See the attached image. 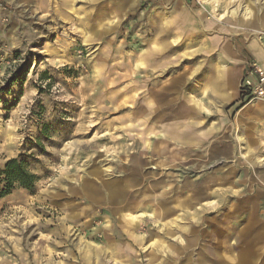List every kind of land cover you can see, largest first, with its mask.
I'll list each match as a JSON object with an SVG mask.
<instances>
[{
	"label": "rangeland",
	"instance_id": "374dc122",
	"mask_svg": "<svg viewBox=\"0 0 264 264\" xmlns=\"http://www.w3.org/2000/svg\"><path fill=\"white\" fill-rule=\"evenodd\" d=\"M263 21L264 0H0V171L38 178L0 200V264L241 255L264 231V101L238 100ZM223 66L235 97L201 96Z\"/></svg>",
	"mask_w": 264,
	"mask_h": 264
},
{
	"label": "bare ground",
	"instance_id": "6f19581e",
	"mask_svg": "<svg viewBox=\"0 0 264 264\" xmlns=\"http://www.w3.org/2000/svg\"><path fill=\"white\" fill-rule=\"evenodd\" d=\"M237 1H239V0H237ZM249 9L250 8H245L244 9V13L245 14H250V12H249L250 10ZM213 12H215V9L213 10ZM249 30L251 32H256V33H258V35H260V33H262L264 31V21H263L262 25H252V27H250ZM240 31H242V30H240ZM261 67L264 68L263 66H261ZM146 148H149L147 144H146ZM106 186L108 188L111 187V186H108V185H106ZM121 192L122 191L119 189L117 193L112 191V193L110 195L112 197L118 199V198L122 197L120 195ZM224 194H227V191H222L221 194H218V193L214 192V193H212L211 197H213V196L216 197V195H217L218 197L220 196V197L223 198V196H225ZM230 195H231V193H230ZM221 206H223V204H220V202L212 204L210 210H212L213 213H218ZM261 206H263V205L259 204V207H261ZM250 207L252 208V206H250ZM127 209L131 210L130 208H127ZM127 209H125V210H127ZM206 209L207 208L203 207L202 210H201L202 213L205 212ZM125 216L129 217V215H127V214ZM257 216H258V218H264V215L262 216L260 214L259 215L257 214ZM143 217H144V213L143 214L141 213L140 215L133 216L132 220L131 219L126 220V222L124 224V229H125L124 232H126L129 235V237L133 238L135 242L139 239V237L135 236L134 232L137 230L138 227L139 228L140 227L141 228L145 227V226H140L138 223H135V222H137V220H140ZM198 225L199 224H196V227ZM262 228L264 229V226ZM255 229H256V226H252L250 228V230L246 229V230L242 231L240 237L243 239V242L245 241V239H246V241H245V245L241 247L242 248V250H241L242 254L241 255H236V256L233 255V251H235L236 248L240 245V238H237V240L233 243V246H231L230 250H228L227 254L226 253L218 254V251L221 250V248L223 247V244L222 243H220V244L216 243L217 245L215 246V250L214 249L212 251L209 250L208 251V255H206L205 252H204L203 255H202L203 257L199 258V263L202 264V262H204V261L206 262L208 260V261H216V263H218V264H264V245H261L263 243V241H264V231H260L258 233H254ZM131 231H133V232H131ZM243 234H245L246 238L242 237ZM203 264H206V263H203Z\"/></svg>",
	"mask_w": 264,
	"mask_h": 264
},
{
	"label": "trees",
	"instance_id": "16d2710c",
	"mask_svg": "<svg viewBox=\"0 0 264 264\" xmlns=\"http://www.w3.org/2000/svg\"><path fill=\"white\" fill-rule=\"evenodd\" d=\"M38 178L29 169V165L19 159H11L0 171V200L12 190L34 191Z\"/></svg>",
	"mask_w": 264,
	"mask_h": 264
},
{
	"label": "crops",
	"instance_id": "0c3cea01",
	"mask_svg": "<svg viewBox=\"0 0 264 264\" xmlns=\"http://www.w3.org/2000/svg\"><path fill=\"white\" fill-rule=\"evenodd\" d=\"M202 17L204 18L205 16L202 15ZM205 22L207 23L208 27H214L216 26V24H212L209 20H205ZM242 30V29H241ZM239 32H243L240 31ZM255 56V60L257 62H259V64L261 66L264 67V53L261 51L255 52L254 53ZM230 68H228L227 66H223V69H217L216 71H213L212 74H210V76L208 77V79L205 81L204 85H203V89H201V96H206L208 92H214V93H218L221 95V99L223 100V102H228L232 99V97H235L236 91L234 93H228L227 94V88H228V83L234 81V77L235 75L233 73H231L229 71ZM238 100H239V96H238ZM209 105H212V101H208L207 102ZM199 106V105H198ZM261 106V105H260ZM203 107V106H202ZM252 106L250 105L249 108H251ZM259 107V105H258ZM201 111H206V108L203 107L201 109ZM205 133H203L204 135ZM244 140L242 139V142ZM148 145V144H147ZM150 147V146H149Z\"/></svg>",
	"mask_w": 264,
	"mask_h": 264
},
{
	"label": "built area",
	"instance_id": "2783aa9c",
	"mask_svg": "<svg viewBox=\"0 0 264 264\" xmlns=\"http://www.w3.org/2000/svg\"><path fill=\"white\" fill-rule=\"evenodd\" d=\"M254 101H264V68L258 63L251 65V72L244 77L239 88L240 105L245 106Z\"/></svg>",
	"mask_w": 264,
	"mask_h": 264
}]
</instances>
